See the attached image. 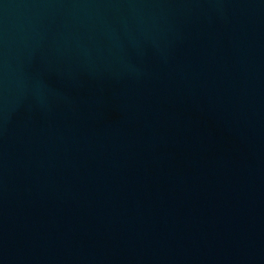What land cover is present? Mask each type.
Masks as SVG:
<instances>
[{"label":"water","instance_id":"1","mask_svg":"<svg viewBox=\"0 0 264 264\" xmlns=\"http://www.w3.org/2000/svg\"><path fill=\"white\" fill-rule=\"evenodd\" d=\"M2 1H4V0H0V3H1Z\"/></svg>","mask_w":264,"mask_h":264}]
</instances>
